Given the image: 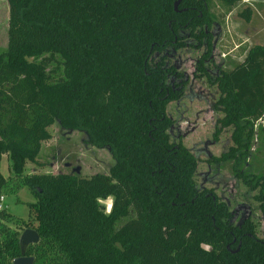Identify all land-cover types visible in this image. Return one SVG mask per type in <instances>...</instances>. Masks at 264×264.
<instances>
[{
	"label": "trees",
	"instance_id": "obj_1",
	"mask_svg": "<svg viewBox=\"0 0 264 264\" xmlns=\"http://www.w3.org/2000/svg\"><path fill=\"white\" fill-rule=\"evenodd\" d=\"M173 2L7 0L0 157L6 155L11 174L0 172V194L25 186L33 199L25 219L0 209V264L19 254L24 227L38 234L25 249L32 264H264V238L254 223H232L224 200L197 188L191 152L169 139L165 106L177 93L153 57L176 44L180 30L208 43L218 19L211 6L227 12L237 0H179L176 9ZM250 13L248 6L239 11L245 20ZM57 56L62 73L54 77L47 64ZM212 81L222 111L214 133L227 126L232 141L212 160L232 159L236 177L254 187L257 180L236 164L262 129L254 125L264 113V44L249 45ZM55 121L107 147L114 159L107 171L24 173L25 162L41 164V142ZM259 185L254 196L264 210ZM106 197L107 212L99 202Z\"/></svg>",
	"mask_w": 264,
	"mask_h": 264
},
{
	"label": "rangeland",
	"instance_id": "obj_2",
	"mask_svg": "<svg viewBox=\"0 0 264 264\" xmlns=\"http://www.w3.org/2000/svg\"><path fill=\"white\" fill-rule=\"evenodd\" d=\"M246 6L251 12L247 20L239 14ZM211 9L218 14V19L210 24L208 43L204 41L205 36L198 38L195 34H188L187 30H180L176 44L166 45L153 56L155 61L160 59L166 68L164 83L177 93L165 106L171 119L167 132L169 139L180 140L194 157L197 188H211L226 203L232 223L238 224L248 218L254 223L256 232L264 238V210L259 207L260 200L254 196L259 183L264 185V131L261 132L264 124L259 123L262 126L259 133H252L248 154L236 164V167L245 168V177L251 181L256 179L257 185L248 187L236 177L231 168L232 159L212 160V156H218L232 143L229 127H221L214 133L218 125L216 119L222 115V111L214 104L219 91L212 78L230 58L229 54L221 55V51L238 43L244 32L264 28V0H237L227 12H223L219 3H215ZM7 15V0H0V50L6 44ZM240 46L232 51L240 49ZM47 68L51 69L52 76H60V58L57 56L54 61H49ZM48 131L50 136L41 142L37 155L41 164L25 162L24 173L61 171L89 175L106 172L114 161L107 147L92 145L81 130L63 128L55 121L48 126ZM0 172L5 176L11 174L5 154L0 157ZM2 196L1 203L6 211L18 218H26V201L33 197L25 186L16 192H4ZM99 202L106 212L109 211L111 197L101 198ZM162 236H166L165 230Z\"/></svg>",
	"mask_w": 264,
	"mask_h": 264
},
{
	"label": "crops",
	"instance_id": "obj_3",
	"mask_svg": "<svg viewBox=\"0 0 264 264\" xmlns=\"http://www.w3.org/2000/svg\"><path fill=\"white\" fill-rule=\"evenodd\" d=\"M259 32H260V34H259ZM248 39H249L248 43L243 44ZM253 43L264 44V28L258 29V30H252L251 32H248V31L244 32L243 36L241 37V40L238 43L234 44L233 47H230V49H228L226 51H221V55H224V54L230 55V58L226 59V63L222 64V66L224 65V68H221V69L230 68L234 62L240 61L242 59L245 51H246V48ZM239 45H242V46H240L241 47L240 49H236V50L232 51L234 49V47H237ZM230 51H232L231 54L229 53ZM258 123L264 124V113L262 114V116L259 119L256 120L255 125ZM263 131H264V129L261 132H263ZM262 138H264V137H262Z\"/></svg>",
	"mask_w": 264,
	"mask_h": 264
},
{
	"label": "water",
	"instance_id": "obj_4",
	"mask_svg": "<svg viewBox=\"0 0 264 264\" xmlns=\"http://www.w3.org/2000/svg\"><path fill=\"white\" fill-rule=\"evenodd\" d=\"M179 0H174L173 8L176 9ZM38 234L35 229L30 227H24L19 231L17 242L19 247V254L12 259V264H32L33 255L25 254L26 246L29 243L36 242Z\"/></svg>",
	"mask_w": 264,
	"mask_h": 264
},
{
	"label": "built area",
	"instance_id": "obj_5",
	"mask_svg": "<svg viewBox=\"0 0 264 264\" xmlns=\"http://www.w3.org/2000/svg\"><path fill=\"white\" fill-rule=\"evenodd\" d=\"M2 199H3V196H2V194H0V209H3V205H2Z\"/></svg>",
	"mask_w": 264,
	"mask_h": 264
}]
</instances>
